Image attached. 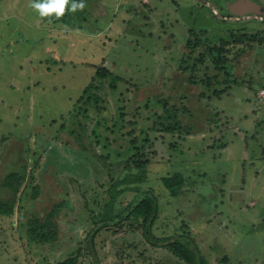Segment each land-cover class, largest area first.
Masks as SVG:
<instances>
[{
    "label": "rangeland",
    "instance_id": "obj_1",
    "mask_svg": "<svg viewBox=\"0 0 264 264\" xmlns=\"http://www.w3.org/2000/svg\"><path fill=\"white\" fill-rule=\"evenodd\" d=\"M231 1L88 0L80 29L0 0V264H186L121 218L145 195L157 237L193 239L211 264H264V0L249 16ZM204 28L230 42L221 85L180 68ZM52 212L58 237L31 238Z\"/></svg>",
    "mask_w": 264,
    "mask_h": 264
},
{
    "label": "trees",
    "instance_id": "obj_2",
    "mask_svg": "<svg viewBox=\"0 0 264 264\" xmlns=\"http://www.w3.org/2000/svg\"><path fill=\"white\" fill-rule=\"evenodd\" d=\"M86 5L83 11H77L75 13L68 12L64 17L61 19H55L54 17L49 19L53 22H57L59 20H64L68 22L71 28H84L83 20L85 19V15L87 10V3L88 0H84ZM89 4V3H88ZM70 14L72 15L71 18ZM235 18V16L233 17ZM240 18L236 17L235 19ZM74 19L75 21H73ZM72 21V22H71ZM200 32H196L194 29H191V33L194 34V38L188 41L187 46L190 48L189 52L187 53L186 57L184 56L181 63V70L184 73L189 71V81L191 83H196L195 80V71L197 70L198 65H204V69L209 70L214 69L215 73L213 75H209L206 73V76L200 78V81L203 84L208 85L209 87L215 84L221 85L226 82L227 80L223 79V81L219 80V76L222 71L226 72V75L229 76V71L227 70V62L229 61V56H226V52H230V48L228 45L230 44L229 41H225V39L220 40V44L214 43L209 41L208 39L201 38L202 34H206L208 29H200ZM239 31V30H238ZM231 37L235 42H242L244 39L247 38V34L242 33L239 35L235 34V30L232 28ZM251 38L254 40L256 39V34L251 35ZM240 54V51L238 52ZM193 62V64L190 63ZM111 72L108 69H99L96 76L99 75L100 77H105ZM95 76V77H96ZM94 77V78H95ZM90 86L86 88L89 91ZM215 93H222V90H216ZM90 99V97H89ZM98 100V98H96ZM89 101V100H88ZM86 103L83 104L84 111L86 109ZM100 108V107H99ZM114 127L116 125L114 124ZM114 127L112 128L114 130ZM167 131L174 130L175 126L172 127L164 126ZM144 141H147V138H144ZM132 142H136V138L132 140ZM141 147V146H140ZM139 148V147H138ZM132 159L135 162V167L142 168L145 166L149 159H143L142 155L139 157L132 156ZM129 163V160L127 161ZM144 168V167H143ZM164 184L167 188L171 191L172 195H178L180 190L183 187L185 178L181 173H176L172 176H165L163 177ZM135 202V201H134ZM3 211V210H1ZM0 211V212H1ZM9 211V210H8ZM127 213L124 215H120L121 218L130 217L131 214H135L143 218L140 222V225L143 229V233L146 235L147 239L151 243V245L155 247H165L169 251H171L175 256H177L181 261H184L186 264H211L207 258L202 255L200 249L194 245L193 239H183L178 236H171V237H157L153 231L152 226L154 224L155 219L157 218V211H158V202L157 199L151 195H145L140 200H137L135 203H130L126 207ZM53 213H50L48 219L44 222H40L39 220L31 221L29 223V233L31 238L40 241H50L55 240L58 237V226L51 221V217L53 218ZM130 215V216H129ZM103 227V226H102ZM93 233L89 235L91 240V247H93ZM183 237H185L183 235ZM60 264H81L78 260V255L71 256L64 261L60 262Z\"/></svg>",
    "mask_w": 264,
    "mask_h": 264
},
{
    "label": "clouds",
    "instance_id": "obj_3",
    "mask_svg": "<svg viewBox=\"0 0 264 264\" xmlns=\"http://www.w3.org/2000/svg\"><path fill=\"white\" fill-rule=\"evenodd\" d=\"M29 5L40 17L49 19H61L68 12L83 11L86 7L84 0H29Z\"/></svg>",
    "mask_w": 264,
    "mask_h": 264
},
{
    "label": "water",
    "instance_id": "obj_4",
    "mask_svg": "<svg viewBox=\"0 0 264 264\" xmlns=\"http://www.w3.org/2000/svg\"><path fill=\"white\" fill-rule=\"evenodd\" d=\"M231 5H232V9L237 14H244L245 13L244 10L247 12L249 11L258 12L260 8V4L252 0H245L243 2L240 0V1L232 2ZM246 9H249V10H246Z\"/></svg>",
    "mask_w": 264,
    "mask_h": 264
},
{
    "label": "flooded vegetation",
    "instance_id": "obj_5",
    "mask_svg": "<svg viewBox=\"0 0 264 264\" xmlns=\"http://www.w3.org/2000/svg\"><path fill=\"white\" fill-rule=\"evenodd\" d=\"M236 1H238V0H236ZM236 1H231V3H232V2H236ZM241 1L243 2V1H245V0H241ZM252 1H256L257 3L260 4V8H259V11H258V12H262L263 10H262V7H261L262 5H261V3H260V0H252ZM243 10H244V9H243ZM246 10H249V9H246ZM233 11H234V10H233ZM222 12L224 13V12H226V11H222ZM227 12H228V11H227ZM234 12H235V11H234ZM244 12H245V14H246L247 16L255 14V12H252V11L247 12V11L244 10ZM246 12H247V13H246ZM235 13H236V12H235ZM238 15H240V14H238ZM234 16H235V15H230L229 12L227 13V17H229V19H230V18H233ZM235 17H240V16H235Z\"/></svg>",
    "mask_w": 264,
    "mask_h": 264
}]
</instances>
